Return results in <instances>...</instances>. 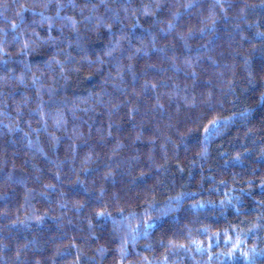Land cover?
<instances>
[{
    "label": "trees",
    "instance_id": "obj_1",
    "mask_svg": "<svg viewBox=\"0 0 264 264\" xmlns=\"http://www.w3.org/2000/svg\"><path fill=\"white\" fill-rule=\"evenodd\" d=\"M0 5V264H264V0Z\"/></svg>",
    "mask_w": 264,
    "mask_h": 264
},
{
    "label": "snow or ice",
    "instance_id": "obj_2",
    "mask_svg": "<svg viewBox=\"0 0 264 264\" xmlns=\"http://www.w3.org/2000/svg\"><path fill=\"white\" fill-rule=\"evenodd\" d=\"M0 6L7 7V5H0ZM48 6H49L48 3H45L43 5V7H45V8H47ZM72 6H74V5H72ZM57 7H58V9H62L64 7V5L59 4ZM28 10L29 9H27L26 6H24V5L20 6V11L17 12V16L20 17L21 22L24 19L23 13L25 11H28ZM33 14H35V13H33ZM40 15H41L40 23H47L49 25V31H51L52 21L54 19L66 20L74 29H75V26L77 24V21L75 19H73L72 17H62V16H60L59 11H57L56 17H45V16H43L42 13ZM85 19L87 21L91 22V18L90 17H87ZM9 23H10V28L13 31H15L16 29H18V28H20L22 26L20 23H17V22H11L10 21ZM213 23H215V22L213 21ZM105 27H107V28H109V30H111V25L105 24ZM0 31L4 32L5 37L7 36V30L0 29ZM259 35H260L261 39H264V33H261ZM33 36H35V37H37V39H39V34L36 33L35 31H33ZM121 38L122 39H126L127 37L122 36ZM12 39H13L14 42L15 41H19L22 44V47H21L20 53H19L20 55L27 56L33 50V48H32V43L33 42H31L30 39H25L23 33H17L16 35H14L12 37ZM49 39H51V37H49ZM5 43H6V40H0V54H4V55L7 54L6 50H5V47H4ZM114 43L116 45H119L120 41L117 40ZM137 51H141V49H137ZM56 62L60 63L59 61H56ZM3 63L6 64L7 61H4ZM188 63L190 64L191 62L189 61ZM27 67L30 68L31 66L27 65ZM36 82L37 81L34 78L33 79V83L35 84ZM147 86L148 85L146 84L145 87H147ZM151 86L153 88H155L154 84L151 85ZM57 123H59V121H57ZM216 125H217V120L209 121V127L204 129L205 133L207 134L208 132H210L212 130V128H214ZM96 215H97V217H101V218H105V219H108V218L111 217V213H107L105 211L97 212ZM113 225H114V227L116 226V221L115 220H113ZM150 226H151L150 224L145 222V225H144L145 228H148ZM129 233L131 234V239L134 240L136 238L137 228H133V227L129 226ZM126 243H127L126 240L122 241L121 246L119 248V254H120L121 259H123L127 255L126 247H125ZM197 247H199V245H197ZM237 250H240V242L239 241L234 243L232 249L228 253H225V255L234 256ZM240 251H241V255H243L246 259L250 260L251 259V254H254L256 250L253 247L252 249H249V251H246V252L242 251V250H240Z\"/></svg>",
    "mask_w": 264,
    "mask_h": 264
}]
</instances>
